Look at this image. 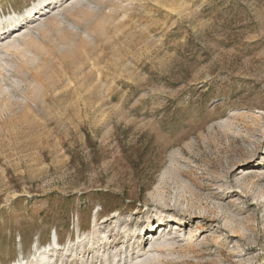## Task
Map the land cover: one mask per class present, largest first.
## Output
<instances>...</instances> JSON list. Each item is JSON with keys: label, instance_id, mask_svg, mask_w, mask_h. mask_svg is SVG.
Returning <instances> with one entry per match:
<instances>
[{"label": "rangeland", "instance_id": "1", "mask_svg": "<svg viewBox=\"0 0 264 264\" xmlns=\"http://www.w3.org/2000/svg\"><path fill=\"white\" fill-rule=\"evenodd\" d=\"M6 29L0 264H264V0L49 1Z\"/></svg>", "mask_w": 264, "mask_h": 264}, {"label": "bare ground", "instance_id": "2", "mask_svg": "<svg viewBox=\"0 0 264 264\" xmlns=\"http://www.w3.org/2000/svg\"><path fill=\"white\" fill-rule=\"evenodd\" d=\"M49 1L51 3H55V2L59 3V2H61L63 0H42L38 4H36L33 8H31L30 10H28L24 16L14 15V16H10V17H5L4 19H2L0 21V35L1 34H4L6 32V30H7L6 28H10V27L16 28L17 26L23 24L24 21H27L30 18V16L32 15L33 11H35V9H37L39 11L42 10V8ZM7 49L8 50L16 49L19 52V49H21V48H20V46L18 44H16V45L9 46ZM20 52H23V51H20ZM26 56H27V54H26ZM26 56H24V57H26ZM29 59H31V57ZM163 224L164 223H163V220H162V225ZM162 225L159 224V227H161ZM148 233H150V232H148Z\"/></svg>", "mask_w": 264, "mask_h": 264}]
</instances>
